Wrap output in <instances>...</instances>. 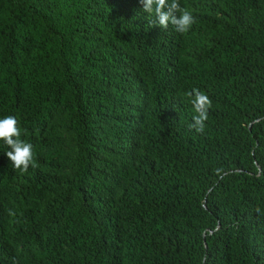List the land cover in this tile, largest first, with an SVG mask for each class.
I'll list each match as a JSON object with an SVG mask.
<instances>
[{"label": "trees", "instance_id": "16d2710c", "mask_svg": "<svg viewBox=\"0 0 264 264\" xmlns=\"http://www.w3.org/2000/svg\"><path fill=\"white\" fill-rule=\"evenodd\" d=\"M179 3L0 0V264H264V0Z\"/></svg>", "mask_w": 264, "mask_h": 264}, {"label": "clouds", "instance_id": "9594fccd", "mask_svg": "<svg viewBox=\"0 0 264 264\" xmlns=\"http://www.w3.org/2000/svg\"><path fill=\"white\" fill-rule=\"evenodd\" d=\"M139 3L143 6L144 12L155 17L154 21H149L153 26L158 25L166 30L172 25L176 32L185 34L196 22L192 13L181 7L179 0H139ZM187 95L191 97L190 103L195 112L189 128L198 133L203 132L212 101L205 93L195 88ZM21 135L19 121L15 116L9 115L0 119V140L10 148L6 155L12 166L23 173L30 165L35 166V153L33 145L23 140Z\"/></svg>", "mask_w": 264, "mask_h": 264}]
</instances>
